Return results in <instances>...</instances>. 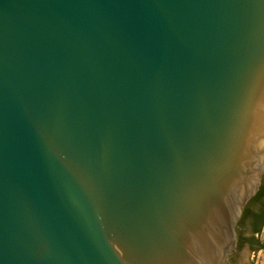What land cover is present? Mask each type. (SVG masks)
<instances>
[{
	"label": "water",
	"instance_id": "obj_1",
	"mask_svg": "<svg viewBox=\"0 0 264 264\" xmlns=\"http://www.w3.org/2000/svg\"><path fill=\"white\" fill-rule=\"evenodd\" d=\"M263 181L264 0H0V264H228Z\"/></svg>",
	"mask_w": 264,
	"mask_h": 264
},
{
	"label": "flooded vegetation",
	"instance_id": "obj_2",
	"mask_svg": "<svg viewBox=\"0 0 264 264\" xmlns=\"http://www.w3.org/2000/svg\"><path fill=\"white\" fill-rule=\"evenodd\" d=\"M258 227H261V231L254 233V230H256ZM238 236V251L231 256L228 264L234 262L243 249H247L252 255L261 254L264 259V195L260 201L249 207L248 215L245 217V222L239 227ZM251 238L259 240L260 244L250 241ZM259 245L261 246V249L257 250Z\"/></svg>",
	"mask_w": 264,
	"mask_h": 264
},
{
	"label": "trees",
	"instance_id": "obj_3",
	"mask_svg": "<svg viewBox=\"0 0 264 264\" xmlns=\"http://www.w3.org/2000/svg\"><path fill=\"white\" fill-rule=\"evenodd\" d=\"M263 195H264V185L261 186V188H260L258 194L256 195V197H254L252 199V201L249 203L248 207L246 208L245 213L243 215V218H242V220H241V222L239 224V227L242 225V223L244 224L245 217L248 215V209H249V207H251L254 203L260 201L261 198L263 197ZM260 231H261V227H258L256 230H254V233H257V232H260ZM250 241H254V242H256V244H258V243L260 244V241L257 240V239H255V238H251ZM260 249H261V246L259 245V247H258L257 250H260Z\"/></svg>",
	"mask_w": 264,
	"mask_h": 264
},
{
	"label": "rangeland",
	"instance_id": "obj_4",
	"mask_svg": "<svg viewBox=\"0 0 264 264\" xmlns=\"http://www.w3.org/2000/svg\"><path fill=\"white\" fill-rule=\"evenodd\" d=\"M255 264H264V259L261 254L258 255V258Z\"/></svg>",
	"mask_w": 264,
	"mask_h": 264
}]
</instances>
